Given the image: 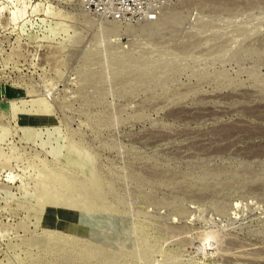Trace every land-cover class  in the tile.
<instances>
[{
	"label": "rangeland",
	"instance_id": "rangeland-1",
	"mask_svg": "<svg viewBox=\"0 0 264 264\" xmlns=\"http://www.w3.org/2000/svg\"><path fill=\"white\" fill-rule=\"evenodd\" d=\"M107 22L0 0V264H264V0Z\"/></svg>",
	"mask_w": 264,
	"mask_h": 264
},
{
	"label": "built area",
	"instance_id": "built-area-1",
	"mask_svg": "<svg viewBox=\"0 0 264 264\" xmlns=\"http://www.w3.org/2000/svg\"><path fill=\"white\" fill-rule=\"evenodd\" d=\"M172 0H81L88 12L121 24L156 22Z\"/></svg>",
	"mask_w": 264,
	"mask_h": 264
},
{
	"label": "bare ground",
	"instance_id": "bare-ground-1",
	"mask_svg": "<svg viewBox=\"0 0 264 264\" xmlns=\"http://www.w3.org/2000/svg\"><path fill=\"white\" fill-rule=\"evenodd\" d=\"M166 9V7L163 9V11H162V13H161V15L163 14V12H164V10ZM98 17H100V16H98ZM100 19H102L104 22H107V21H109V20H106V19H104V18H102V17H100ZM160 19V18H159ZM159 19L156 21V22H144V23H138V24H135V25H140V24H154V23H157L158 21H159ZM111 22H113V21H109V22H107V23H111ZM112 24H118V25H126V26H129V25H131V24H121V23H118V22H113ZM141 26V25H140ZM54 181V183H55V186L54 187H51V189H46L45 190V195H43V196H40V201H41V203H42V205H45L44 203H51V202H48L45 198L47 197L46 195H51V196H53V191H52V188H56V187H66L67 185H65V184H62V182L60 181V179L58 178V177H53L52 178ZM92 185H93V183H92ZM91 194V193H90ZM56 198L58 199V201H59V195H58V197L56 196ZM56 198H54V200L56 199ZM60 200H65L64 198H62L61 196H60ZM84 205H86V203L84 204ZM83 205V206H84ZM58 207V206H57ZM85 209V208H84Z\"/></svg>",
	"mask_w": 264,
	"mask_h": 264
}]
</instances>
